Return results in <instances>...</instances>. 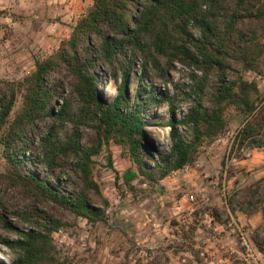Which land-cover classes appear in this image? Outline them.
Instances as JSON below:
<instances>
[{
  "label": "trees",
  "instance_id": "trees-1",
  "mask_svg": "<svg viewBox=\"0 0 264 264\" xmlns=\"http://www.w3.org/2000/svg\"><path fill=\"white\" fill-rule=\"evenodd\" d=\"M263 37L264 0H92L56 51L35 59L34 69L21 80H0V144L16 185L35 200L54 203L93 222L102 221V212L90 204L88 191L98 192L91 175L92 157L103 144L113 141L122 146L135 165L120 177L117 174L126 186L138 175L163 178L192 163L204 139L224 130L228 107L243 117L234 142L264 147V103L257 109L258 87L242 74L259 69ZM175 63L190 70L186 95L192 98L177 119L173 96L167 91L159 95L143 82L146 69L168 82V69ZM134 64L141 66V72L135 74L139 84L131 102L126 84ZM67 76L70 94L58 103L59 85ZM100 76L117 83V94L110 101L99 96ZM18 94L22 105L11 119ZM160 104L170 114L166 125L171 143L163 153L148 147L155 159L143 144L144 110ZM43 117L49 122L37 134L33 147L34 126ZM82 125L95 131L91 144L82 142ZM67 160L83 182L77 192L54 188L25 169L32 164L51 174L60 171ZM3 209L0 201V220L12 229ZM23 219L30 221L29 215ZM52 221L56 229L60 221ZM36 226L16 230V238L0 236V243L13 251L11 261L0 264H42L51 258L50 228Z\"/></svg>",
  "mask_w": 264,
  "mask_h": 264
},
{
  "label": "rangeland",
  "instance_id": "rangeland-1",
  "mask_svg": "<svg viewBox=\"0 0 264 264\" xmlns=\"http://www.w3.org/2000/svg\"><path fill=\"white\" fill-rule=\"evenodd\" d=\"M60 18L55 15L54 47H39L31 53L33 61L52 54L61 40L69 37L73 23L70 18L65 21ZM33 69L34 62L30 60L16 73L0 80H21ZM140 72L141 66L134 64L126 84L131 102L139 84L135 74ZM189 73L188 68L175 63L168 69L166 83L151 69H146L143 78V82L155 88V93L162 95L167 91L173 96L176 119L186 112L192 99L186 95L191 83ZM242 74L256 83L259 90L256 105L260 109L264 103V54L257 71H242ZM69 79L65 77L59 85L58 103L70 94ZM98 93L104 101L112 100L117 94V83L100 76ZM21 105L22 97L18 94L11 119ZM144 112L147 122L144 146L157 153L168 151L171 141L166 125L170 117L167 107L160 104ZM224 118V130L212 139H204L192 163L163 178L157 174L152 179L138 175L130 186L117 177L128 168L135 169L127 151L113 141L103 144L92 157L91 175L98 192L93 188L88 191L90 204L103 215L102 221L95 222L26 195L16 185L13 168L0 144V201L4 204L2 213L6 221L13 227L7 229L0 220V236L16 238V230L30 229L36 223L41 229L49 227L51 258L42 264H262L259 261L262 258L264 261V256L257 253L264 250V147H248L246 143L240 146L234 142L243 124V117L235 108L228 107ZM48 122L49 118L43 117L35 123L33 147L38 143L37 134ZM80 130L82 142L91 144L95 137L93 127L82 125ZM149 153L157 159L151 150ZM145 162L149 166L153 164L149 159ZM64 163L60 171L51 174L32 164H26L25 169L45 178L54 188L77 192L83 182L71 160ZM26 215L30 221L23 219ZM52 219L60 221L56 229ZM229 222L236 225L229 227ZM219 248L223 250L221 256L227 258L224 262L218 261ZM12 258L13 251L0 243V261L7 263Z\"/></svg>",
  "mask_w": 264,
  "mask_h": 264
},
{
  "label": "crops",
  "instance_id": "crops-1",
  "mask_svg": "<svg viewBox=\"0 0 264 264\" xmlns=\"http://www.w3.org/2000/svg\"><path fill=\"white\" fill-rule=\"evenodd\" d=\"M91 4L92 0H0V77L34 62L31 53L39 47H54L55 15L62 21L70 18L74 25ZM221 249L216 255L224 262ZM257 254L264 256V251ZM259 262L263 264V258Z\"/></svg>",
  "mask_w": 264,
  "mask_h": 264
},
{
  "label": "built area",
  "instance_id": "built-area-1",
  "mask_svg": "<svg viewBox=\"0 0 264 264\" xmlns=\"http://www.w3.org/2000/svg\"><path fill=\"white\" fill-rule=\"evenodd\" d=\"M235 225H236V224H235L234 222H229V223H228V226H229V227H234Z\"/></svg>",
  "mask_w": 264,
  "mask_h": 264
}]
</instances>
